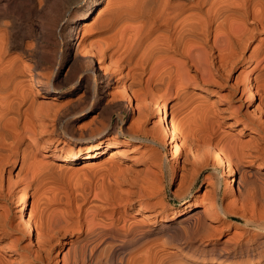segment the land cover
Returning <instances> with one entry per match:
<instances>
[{"label":"bare ground","instance_id":"obj_1","mask_svg":"<svg viewBox=\"0 0 264 264\" xmlns=\"http://www.w3.org/2000/svg\"><path fill=\"white\" fill-rule=\"evenodd\" d=\"M62 1L0 0V153L8 150L0 156V199L6 197L3 172L9 162L8 181L17 166L29 177L13 206L22 222L15 225L18 234L11 242L6 239L16 232L9 212L0 208V264H59L58 245L66 243L71 245L63 264H264V176H258L264 167V136L252 133L240 144L228 138L227 128L217 134L213 109L192 99L202 97L205 85L217 73L228 72L243 54L236 51L243 52L250 39L264 32V0H84L60 22ZM66 1L77 5L82 0ZM58 2L57 18L46 17ZM95 29L107 34L100 44L93 40ZM107 57L114 63L105 64ZM64 65L68 67L63 76ZM255 73L246 77L243 91H248V107H254L250 123L264 131L263 104H255L259 88L264 91V63ZM114 75L120 89L105 93L115 84ZM190 82L201 88L187 89ZM67 83L72 86L65 87ZM47 94L53 95L51 102L40 100ZM169 94L177 99L171 107ZM155 106L158 119L149 126V111ZM96 109L99 115L78 123ZM136 110L137 120L128 126L99 118L112 112L123 118L126 111L133 116ZM52 135L58 136L57 149L48 155H57L60 162L32 161L43 139L48 136L49 141ZM131 139L149 140L151 146L140 144L138 149H144L135 150ZM163 145L173 153L167 175L176 181L180 197L192 190L202 169L212 167L199 193L201 207L191 200L181 209H170L158 199L166 173L153 167L165 162L159 148ZM79 159L85 164L70 176L72 163ZM243 160L255 168L241 166L234 188L235 170ZM220 169L232 176L226 180L231 191H239L237 209L219 202ZM58 176L73 185L71 196L78 207V201L95 207L98 221L89 223L80 245L66 239L80 227V220L63 213L66 207L50 213L45 201H38L33 212L28 210L30 190L40 191ZM230 213L241 217L239 223L247 228L233 242L208 241L230 227ZM33 235V246L22 249L23 239L33 242Z\"/></svg>","mask_w":264,"mask_h":264},{"label":"rangeland","instance_id":"obj_2","mask_svg":"<svg viewBox=\"0 0 264 264\" xmlns=\"http://www.w3.org/2000/svg\"><path fill=\"white\" fill-rule=\"evenodd\" d=\"M59 3L60 2L56 3L55 5H53V6H51L49 8V10L46 13L47 14L46 17H51V19H53L55 17L57 18V15H58V12H57L58 7L57 6H58ZM83 4H84V0H82L77 5H74V4L68 5L66 0H64V2L62 1L59 4V6H61V5L64 6L63 11H61L62 15H61V17L59 19V20H61L60 22L66 21L68 15L70 14V12L75 10V8L77 6H79V5L81 6ZM102 4H103L102 7H106L107 1H104V3H102ZM50 10H51V12H50ZM93 16H95V11L93 13ZM106 35L103 34V33L101 34V32H99V31H97V29H95V36L93 37V40H95V42H97V43L99 42L98 44H100V43H102V41L104 40ZM78 41H79V39L76 38L75 42L73 44V47H72L73 53L76 52ZM97 43H95V45L99 46ZM236 52H238L237 53L238 55L242 54V53L243 54L240 55V58L237 60V62L234 64V66L230 67L228 72L227 71H223V73L221 72V74L217 73L216 76L214 77V79L210 83L205 85L207 90H203L202 91L204 93V95H202V97L204 99L202 97H200V96L197 97V95H196V98H193L191 92H189L190 93L189 96H190V98L192 96V99H194V100L198 99L199 102H202L204 105L208 106V109H211V110L213 109L212 111L215 112L214 116L216 117V120H217L216 121L217 123H215L216 127H217V129H216L217 134L223 135L224 134V129L223 128H227L229 131L227 130L226 133L230 134V135H228L229 136L228 138L230 139V137L232 136L231 140H236V141H238V143L243 144V143H245L244 140H246V142H247L248 139L251 138L250 134H252V133L257 135V136H259L261 134H262V136H264V131H260L258 127L253 126V124L250 123V118L252 117V116L250 117V115H251L250 112H251L252 108H254V107H248V105H247L248 103L246 101V95H248V91H245V92L243 91V88L245 86L244 82H245L246 77L250 76L251 78H253L256 75L255 70L257 68H259L260 66H262L263 63H264V59H263L264 58V32L263 33L260 32L255 37L250 39L248 44L243 49V52L242 51L239 52L238 50ZM96 61H97V64H99V59L98 58L96 59ZM104 63L108 65V64H110V63L112 64L114 62H112L110 57H107V58L104 59ZM67 67H68L67 65L63 66V69H62V75L63 76L67 72ZM194 73H195V70L194 69L191 70L190 74L192 75ZM117 78H118V76L114 75L113 76V81L115 82V84H119V86L117 85V87H116L115 84L114 85H109V86L106 87L105 93H108V90H111V89H114V88H117V89L119 88L120 89V82L116 81ZM71 86H72L71 83H67L65 85V87H71ZM186 88L189 89V90H191L192 88L199 90V88H201V87H199V85L196 84L195 82H190V83L187 84ZM259 89L260 90H259V93L257 95V100H256L255 104L257 105L261 101L262 104H263V110H264V93H263L264 91H263V88H261V87ZM80 90H82V89H80ZM80 90L77 91L78 94L82 92ZM52 96L53 95H51V94H47L46 96H41L40 100H42L43 102L45 101L46 103L48 101L51 102L54 99V98H52ZM168 96L171 98L170 94ZM60 97L66 99L65 97H67V95H60L58 98H60ZM174 99L175 98H173V97L171 98L170 107L172 106V103H174V101L177 100V99H175V100ZM104 100H105V102H107L106 99H104ZM162 100L163 99H161L160 101H162ZM198 100H196V102ZM214 100H215V102H214ZM154 108H156V106L153 107V109L149 111V121H148L149 122L148 123L149 126L154 124L153 122H156V120L158 119V111H156V109H154ZM228 109H231V110H234V111L236 110V112H238V115L235 116V115L231 114V112ZM99 111H100V109H96L94 112L87 113V115L82 117L79 120L78 123H81L82 121L85 122V120L88 121V119H90V117L93 116V115H99L98 114ZM134 113L135 114L133 116H131V111H126L125 112V117L123 116V118H122V117L118 116L117 112H112V115H111V113L110 114H104V116L100 115L99 118H101L102 120H104L106 118H111V120H113V123L115 122V124H118V125L124 124L125 126H128L130 123H132L133 121L136 122V120H137V116H138L137 110ZM247 115H249V116H247ZM245 124H248L249 126H245ZM57 137H58L57 135H52V136H50L49 141H47L48 140V136H46L43 139L44 143H42L39 146V148L34 151V156L32 158V161L34 160V162L35 161L38 162V160H39V162H41V161L45 162L46 160H49L48 161L49 163L52 162V164H53V162H55L54 164H58L57 162H60V159H59V157L57 155H54V154L53 155H48V154L51 153L52 150H54L55 148L57 149V147H56L57 143H58ZM123 138L124 137H121L120 139H123ZM130 141L132 143L131 147L134 148L135 150H143L144 149V148L138 149L140 147V144H145L148 147L151 146V142L149 140H144L141 143H138V142L141 141V140H138V139H131ZM240 141H242V142H240ZM81 143H84V141H81L79 144H81ZM62 145H65L64 142L60 143L59 147L62 146ZM159 148H161V150H160L162 152L161 156L163 158L165 157V159H164L165 162H164V164L162 166L155 165L153 168L155 169V171L157 170L158 173H160V171H161L160 169L163 168V170L166 173V178H165V182L164 183H162L161 179H160L161 181L159 180L160 182L158 181L162 191L164 189V191L160 194L158 199H163V203L167 207H169L170 209H181L182 207L187 205V202H189L191 200H196L195 204L197 206L201 207L202 203L200 201V198H202V196L200 194H202V192H204L205 185L208 184V181H209L208 180L209 179L208 175H209L210 172H213V170L210 169L212 167H209V168H206V169H202L198 173V175L196 176V178H195L196 180L195 179L193 180V188H192V190L190 192H188L186 197H180L179 194L175 193V190L177 188L176 181L175 180H173V181L169 180L168 175H167L168 174L169 162L172 159L173 153H171L169 145H167V146L166 145L159 146ZM6 151H7V153H5V154H8V150H4L3 152H6ZM3 152L0 153V156H2V158H4V156H6ZM2 154H4V155H2ZM243 162L240 163L241 165L239 167H236V170H235L236 172H235L234 181H233L234 182L233 185L235 186L234 188H236V186L238 185L237 184L238 183V178L242 174V172H243L242 170L243 169L255 168L254 165L253 166L244 165V164H246L245 163L246 161L243 160ZM72 164L74 165V167H73V169H71V171L69 173L70 176H74L73 175L74 172H77L76 170L80 169V167H82L83 164H85V160L84 159H79V160L75 161V163H72ZM241 166L243 167V169H242ZM19 167L20 166H17L14 169V171H12V174L14 176L13 180H11L12 182L8 181L9 169L11 168L10 162L7 164V168H5V170L3 172L4 185H5V190L7 192H6V197L0 199V208H2L3 210H6V211L9 212V216L11 218V224H12L11 226H13L12 229H14V231L12 229H11V231L16 232L14 234L11 233V236H9L6 239L8 242H11L9 240L14 238V236L16 234H18V232L16 231L18 229H15V225H16V228H18L19 224H21V222H22L21 218L15 215V213L13 211V206L15 204L16 198H18L20 193H21L20 187H21L23 181H25V180H27V178H29L26 170H24V171H22L20 173V171L18 170ZM225 170L227 171L226 168H225ZM219 173L222 175V177H221V179H222V181H221L222 184L221 185L222 186L220 187V192H219V195H218L219 196V202L222 204V206L226 205L225 207H228L229 209L230 208L231 209H233V208L237 209V207L239 206L240 203L238 202L236 204L234 202H235L236 197H238V192L239 191H231V189H230L231 185H230L229 182L226 181V180L229 181L230 179H232V176L228 177V174L225 171H224V173H222V169H220ZM258 176L259 177L264 176V167H262V169L258 171ZM227 177L229 179H226ZM65 181L68 182V179H66ZM65 181L60 179V177L58 176L56 181H54V180H51V181L49 180L48 181L47 180V183H45L44 185L40 186V191L36 190V189H31L30 192H29V194H31V196H30V199H29V202H28L27 206H28V210L30 212L34 208L37 207L38 201L41 202L42 204L45 201L43 205H45L48 208L47 210L50 213L51 212H56V211L57 212L63 211L62 209H64V207H66L65 208L66 210L64 209L63 213H65V214L68 213L66 215L68 216V218H70V220H73V221H79L80 220V225H77V226H80V227L78 229L76 228L75 229L76 231L72 232L73 234L71 232L70 233L68 232V235L66 237V239L68 241L70 239H73V243H75L74 246H76L77 245L76 243H78V242H79L78 245L83 243L82 241H83V237L85 235V231L87 230V228L90 227L89 223L92 220H93L92 221L93 223L95 221H98V220L94 219V217H95V207L92 205L93 203L90 202V201H88L87 203H83L81 201H78L79 202V207H81L80 211H79V207L77 206L78 203L75 202V199L73 200V196H71L72 193H73L72 191L75 190V189H73V187H72L73 185L72 184L66 183ZM8 183H9V185H7ZM11 183H12V187L10 185ZM258 183H262V181L258 180ZM70 187H72V189ZM124 188L126 190V186L125 185H124ZM42 190L44 191V193L42 192ZM35 191L37 192V194H36ZM57 193H59V194L57 195ZM65 193L67 194V196H66ZM68 194L70 195L69 199H68V196H69ZM65 197H67V198H65ZM92 197H93V195H91V198ZM61 198H63V199H61ZM64 198L66 199V201H65ZM36 200H37V202H36ZM228 202L229 203L231 202L230 205H229ZM80 203H82V204H80ZM232 204L234 206H232ZM74 205L77 207L76 209H75ZM59 207L60 208L62 207V209H60ZM57 208H58V210H57ZM52 209H54V210H52ZM104 210H106V209H104ZM106 211L109 212V209H107ZM108 212H107V214H109ZM231 214L232 213H230L228 215L229 218L226 221V223H230L231 224L230 227L227 228V229H224L223 230L224 232L222 231L221 235L219 234L217 237H214L213 239H208V241L211 240L212 243L213 242L217 243V241L218 242L220 241V243H222L224 240H226L228 242H233L232 239L235 238V240H236V238H237L236 236H238V233L241 232V231H244L247 228L246 226H243L242 223H239L240 221H242V222L244 221L241 217H238V216H236L234 214L231 215ZM116 216H117V214H116ZM88 217H89V219H88ZM76 218H77V220H76ZM83 218H84V220H83ZM36 222H37L36 223V225H37V224H39L38 222H40V220L37 219ZM237 224L240 225V227H237ZM235 230H237V231H235ZM236 232H237V234L235 235ZM34 234L36 235V230H34ZM35 235H33V242L30 241L29 237H27V238L25 237L23 239V241H22V249H24V247H26L28 245L33 246V244L35 243ZM230 236H233V237H230ZM239 236H240V233H239ZM79 238L82 239V240H80ZM80 241H81V243H80ZM10 244H12V243H10ZM24 245H26V246H24ZM68 245L70 246L71 243H69V244L66 243L62 248L60 247V245H58V248H60L59 259H61L59 264H63V254H64L65 251H67L66 249L69 248ZM104 248L105 249H104L103 255L106 256L105 253L107 254L108 251H109V244L105 245ZM71 250H72V252L74 251L72 254H74L75 251H76L73 247H72ZM56 253H57V251H55V254ZM5 255L8 256V257H14V255H11V253H6L5 252ZM177 260H178V258L174 259L173 261L177 262ZM168 262H171V261H168Z\"/></svg>","mask_w":264,"mask_h":264}]
</instances>
